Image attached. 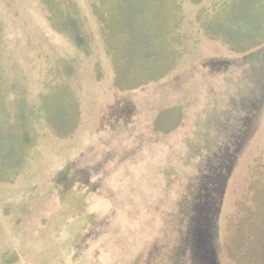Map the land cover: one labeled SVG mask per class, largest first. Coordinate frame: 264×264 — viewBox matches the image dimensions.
<instances>
[{
	"label": "rangeland",
	"instance_id": "obj_1",
	"mask_svg": "<svg viewBox=\"0 0 264 264\" xmlns=\"http://www.w3.org/2000/svg\"><path fill=\"white\" fill-rule=\"evenodd\" d=\"M259 98L264 0H0V264H190L207 155ZM246 132L220 264H264V102Z\"/></svg>",
	"mask_w": 264,
	"mask_h": 264
},
{
	"label": "trees",
	"instance_id": "obj_2",
	"mask_svg": "<svg viewBox=\"0 0 264 264\" xmlns=\"http://www.w3.org/2000/svg\"><path fill=\"white\" fill-rule=\"evenodd\" d=\"M79 39L78 34L75 35ZM80 44V43H79ZM264 98L255 100L243 113L238 129L228 131L208 153L198 189L188 220V242L191 251L190 264H220L216 243V229L226 186L231 177L238 155L247 139V128L255 110ZM237 109L233 103V111ZM222 125L226 129L228 120ZM224 124V123H223ZM225 126V127H224Z\"/></svg>",
	"mask_w": 264,
	"mask_h": 264
}]
</instances>
